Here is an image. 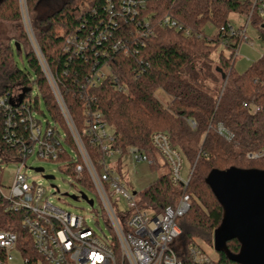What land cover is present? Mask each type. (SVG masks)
<instances>
[{"label": "trees", "instance_id": "16d2710c", "mask_svg": "<svg viewBox=\"0 0 264 264\" xmlns=\"http://www.w3.org/2000/svg\"><path fill=\"white\" fill-rule=\"evenodd\" d=\"M119 2L25 0L39 52L57 81L77 130L83 126L86 105L99 111L113 129L114 145L122 151L128 146L142 149L152 159L151 169L158 166L159 157L150 143V135L157 131L166 133L171 144L190 165L194 164L188 184L186 187L172 185L167 171L138 191L140 204L161 211L166 205H174L182 194H189L190 208L180 218L183 220L179 225L181 238L193 242V236L199 234L210 241V235L212 237L220 223L222 209L204 182L208 172L231 166L264 169V158H246L248 150L264 145V54L246 70L237 72L234 69L235 50L241 44L240 38L223 41L220 28L229 24L227 14L230 11L249 16L262 35L264 20L258 16L257 4L253 6L252 0H145L137 17L141 22L143 17L150 22L151 33L137 43H129L130 54L123 56L110 45L126 38L130 28L137 26L136 18L130 20L129 16L127 22L118 21L116 26L109 20L111 17L114 22L116 18L108 5ZM0 16L20 20L18 0H0ZM164 16L189 29V35L161 27L159 20ZM207 24L217 28L214 35L205 34ZM17 27L18 37L0 45V95L10 96L15 86H21L23 92L19 98H23V94L29 95V90L35 89L33 109L42 113L39 110L41 101L50 117L64 127L39 60L31 48H24L27 37L23 28ZM99 31H106V37L95 41ZM89 36L91 44L75 54V44ZM219 45H223L228 54L221 51L214 61L211 55ZM13 47L19 54L24 52L26 68L21 69L14 62ZM103 63L109 65L121 90L115 89L109 79L80 90L79 84L88 72ZM200 76L209 78L212 83L219 82L218 87H205ZM157 90L170 96V101H161L155 95ZM78 92L82 95L73 94ZM251 106L259 108L251 111ZM189 120L194 121V128ZM218 122L233 134L230 141L214 131ZM2 133L3 114L0 111V148L3 149ZM82 141L93 159L101 157L87 136H82ZM86 186L89 187L88 183ZM21 217V212L6 211L0 199V230L16 234L15 249L25 264L44 263L34 251L32 239L21 225ZM227 248L237 253L239 243L229 240ZM217 260L233 264L223 253H219Z\"/></svg>", "mask_w": 264, "mask_h": 264}, {"label": "built area", "instance_id": "2783aa9c", "mask_svg": "<svg viewBox=\"0 0 264 264\" xmlns=\"http://www.w3.org/2000/svg\"><path fill=\"white\" fill-rule=\"evenodd\" d=\"M119 1L118 4L108 5L111 15L116 18L114 22L111 17L109 20L116 26L118 21L127 22L126 18L129 16L130 20L136 18L137 28L131 27L126 38L113 41L110 47L113 51L128 56L131 51L129 43H137L146 38L151 33V28L148 20L143 17L141 22L137 17L143 9L145 0ZM252 2L253 6L257 4L258 16L264 20V0ZM18 3L20 15L26 25L28 16L25 0H18ZM247 18L249 19V16ZM159 25L174 28L184 35L190 33L189 29L169 16L161 18ZM140 26L143 28L140 29ZM220 30L223 41L232 37H239L241 43L246 40L245 27L234 29L227 24ZM105 32L99 31L95 41L105 39ZM90 41V36L78 41L74 53H81L91 44ZM65 49H68L67 45ZM90 49L93 50L94 46L91 45ZM237 51L238 48L235 50V56ZM35 54L64 127L51 117V122L46 121L42 129L41 121L34 116L36 111L33 109L32 89L29 90V95L23 94V98H19L23 92L21 86H15L18 88L15 94L11 92L10 96L0 95L4 144V148H0V199L6 211L22 213L21 225L29 233L32 247L39 258L46 264H228L212 259L198 244L185 242L181 238L182 233L177 221L190 208L189 194H182L174 205H166L161 211L140 204L138 191L134 193L127 187L122 174L117 171V166L121 165L124 157L132 163L148 165L152 164V159L138 147L128 146L124 151L116 147L112 127L102 118L99 111L92 110L87 105L83 112V126L78 131L57 81L52 77L41 54L37 52ZM106 79L110 80L115 89L121 90L117 77L112 75L107 63L89 71L78 88L85 90ZM73 94L82 95L80 92ZM258 108L250 107L251 111ZM188 122L192 128L195 127L194 121ZM213 128L225 140L232 139L233 134L221 122ZM82 136L88 137L92 147L100 152V158L93 159L90 156ZM150 143L158 157L168 167L171 184L186 187L194 164L184 178L182 153L171 144L168 135L160 131L153 132L150 135ZM32 155L39 160L55 162L60 171L80 183L86 185L88 183L96 194L109 235L98 236L82 216L53 205L41 183L28 182V177L22 172L26 168V160ZM119 157L121 159L118 164ZM246 158L251 160L264 158V145L248 150ZM8 163L15 165V170L11 182L5 185L3 170ZM33 170L35 171V168ZM43 171L42 168V171L35 172ZM85 178L88 182H85ZM113 196L125 200L126 211L118 208L111 199ZM93 206L92 200L90 207ZM16 240L14 232L0 230V264H7L13 258L11 252L16 250Z\"/></svg>", "mask_w": 264, "mask_h": 264}, {"label": "rangeland", "instance_id": "374dc122", "mask_svg": "<svg viewBox=\"0 0 264 264\" xmlns=\"http://www.w3.org/2000/svg\"><path fill=\"white\" fill-rule=\"evenodd\" d=\"M26 4V3H25ZM27 11V7H26ZM28 16V12H27ZM247 15L230 11L227 14V21L229 25L234 29L244 28L245 27V36L246 40H244L237 51V56L234 62V69L241 73L246 70L254 61H256L262 54H264V35L259 33L256 26L253 24L251 20L247 18ZM27 22V21H26ZM23 28V31L27 37V46L32 49V51L39 53L38 45L35 39V34L28 22L24 25L23 18L20 15V20L7 19L5 17L0 16V45L6 44L8 41L12 40V38L18 37L19 30H16V27ZM18 28V27H17ZM217 28L212 24H207L205 26L204 32L208 36H212L216 33ZM11 43H13L11 41ZM12 46H14L12 44ZM13 60L16 62L17 66L21 69L27 67V61L24 52L19 54L16 49L13 47ZM223 52L225 55L228 54V51L224 48L223 45H219L215 52L211 55L214 61H217L218 54ZM201 72V70H200ZM33 75V72H30ZM201 83L204 84L205 87L216 88L218 87V83H212L209 78H204L200 76ZM224 83V82H223ZM18 88L14 87L12 92L17 93ZM37 91L35 89L32 90V95L35 96ZM155 95L161 99L164 103L170 101V96L165 94L162 90H157ZM39 110L43 111L35 112L34 116L41 121L42 129L46 124V121L51 122V117L46 111L44 104L39 101ZM61 129V133H62ZM35 156V155H34ZM33 155L29 157L26 162V168L23 169V172L28 177V182H36L41 183L46 192V196L48 200L55 205L56 207L65 210L67 212L77 214L82 216L86 222V224L100 237L104 235H109L108 227L101 215L100 207L98 203V199L94 191L87 187L86 184L80 183L76 181L71 176L62 172L58 168V164L52 161H45L36 159ZM248 159V158H247ZM183 160V170L182 176L185 178L190 172V163L188 159L182 154ZM251 160V159H249ZM30 167V168H29ZM42 167L43 173H36L33 168ZM120 173L122 174L125 182L127 183V187L132 191H139L148 187L152 182L156 180V178L163 173L168 171V167L164 164L162 159H158V166L155 169H151L150 165L147 163H132L128 160V158H123L122 163L120 165ZM15 170V165L12 163H8L3 170V180L4 184L8 185L11 182L12 174ZM45 175H51L52 178H45ZM86 196V199L81 197V194ZM72 196H76L74 199ZM93 200L94 206L90 207L87 200ZM112 201L116 203L118 208L121 211H126L125 200L121 197L117 199L116 196L111 197ZM181 219L177 221L178 225L182 224ZM181 229V228H180ZM201 231V230H200ZM208 239L202 235H194L192 241L198 244V246L212 259H217L219 253L215 251L212 246V237L210 235ZM188 241H191L189 239ZM11 256L13 257L11 260L7 262V264H25L21 254L17 250H13L11 252ZM36 264H44L41 261H37ZM238 264V263H233Z\"/></svg>", "mask_w": 264, "mask_h": 264}, {"label": "water", "instance_id": "95a60500", "mask_svg": "<svg viewBox=\"0 0 264 264\" xmlns=\"http://www.w3.org/2000/svg\"><path fill=\"white\" fill-rule=\"evenodd\" d=\"M204 182L222 209L220 223L212 234L215 251L233 263L264 264V169L214 168ZM81 197L86 199L83 193ZM87 201L92 204V200ZM232 239L239 243L237 253L227 248V241Z\"/></svg>", "mask_w": 264, "mask_h": 264}, {"label": "crops", "instance_id": "0c3cea01", "mask_svg": "<svg viewBox=\"0 0 264 264\" xmlns=\"http://www.w3.org/2000/svg\"><path fill=\"white\" fill-rule=\"evenodd\" d=\"M238 49H239V47H238Z\"/></svg>", "mask_w": 264, "mask_h": 264}]
</instances>
